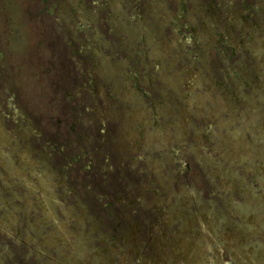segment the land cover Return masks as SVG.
I'll list each match as a JSON object with an SVG mask.
<instances>
[{
    "label": "rangeland",
    "instance_id": "rangeland-1",
    "mask_svg": "<svg viewBox=\"0 0 264 264\" xmlns=\"http://www.w3.org/2000/svg\"><path fill=\"white\" fill-rule=\"evenodd\" d=\"M9 163L40 200L0 203V264H264V0H0Z\"/></svg>",
    "mask_w": 264,
    "mask_h": 264
},
{
    "label": "flooded vegetation",
    "instance_id": "flooded-vegetation-1",
    "mask_svg": "<svg viewBox=\"0 0 264 264\" xmlns=\"http://www.w3.org/2000/svg\"><path fill=\"white\" fill-rule=\"evenodd\" d=\"M36 133L34 132H30L29 136H33L35 135ZM53 149H51V151H53ZM32 153H35V155L33 157L32 156ZM54 159H52V157H47L46 156V152L45 151H41V150H37L36 148L34 149L32 147V150H28V149H25L24 150V153L19 161V164L20 167L21 165L23 164V162H32L34 164L36 163H39V173H41L42 175L46 176L49 178V180H45V179H42V185L40 186V189L42 187V191L43 193H45V199L46 201L42 203V210L44 212V219L47 221L48 219H51L54 221L57 220L56 218V209H60L62 211L63 214L67 215L69 213V210L71 209V206H67L66 208L62 205L61 202L63 201H60V200H67V198L69 197V195L72 193V191H69L67 190L66 188H63V189H60V186H64V182H66L67 184H69V180H68V177H67V173L66 170L68 168V166H62L59 168V173H58V167L59 166H56L54 164ZM7 168V171H1L0 172V180L2 179L3 181V184H1L0 186V198L2 199L0 201V203H2V212H4L5 210H8L9 211V214H12V216L17 217L18 214H20V216H26L25 214V209L24 208H18L17 207V203L18 202H21V200L23 198H25L26 195H28L29 198H33L34 199V202H35V205L39 204V197H38V193H31L27 191V189L30 187L32 188V191L35 192V189L38 187L34 186V185H29V184H22V181L19 177L18 174H13L12 170L11 169V166H10V163L9 165L6 166ZM9 168V170H8ZM44 187V189H43ZM24 189V190H23ZM45 191V192H44ZM99 193H103V192H100V190H98ZM6 195H8L6 197ZM102 195H98V197H101ZM6 197V198H4ZM10 197H13V198H10ZM52 197V199L54 200H59L58 202H51V200H49V198ZM103 198V197H102ZM33 208V207H32ZM40 208H41V202H40ZM82 210V209H81ZM7 211V212H8ZM37 212V207L34 209V212L33 213H36ZM28 213V212H27ZM81 214V213H80ZM51 217V218H50ZM18 218V222H17V225L19 227L22 226V223H21V218L20 217H17ZM46 223V222H45ZM48 223H46L47 225ZM52 226H54V224H52ZM55 227V226H54ZM96 230V232L100 233L101 235V231L100 229L95 226L94 228ZM27 242V241H26ZM28 243V242H27ZM59 262V261H57ZM78 264H81L82 260L81 259H78L77 260ZM83 263V262H82ZM50 264H54V263H50ZM57 264V263H56Z\"/></svg>",
    "mask_w": 264,
    "mask_h": 264
}]
</instances>
